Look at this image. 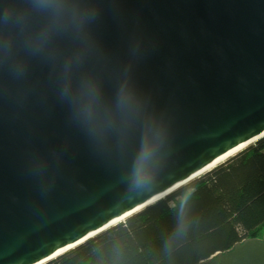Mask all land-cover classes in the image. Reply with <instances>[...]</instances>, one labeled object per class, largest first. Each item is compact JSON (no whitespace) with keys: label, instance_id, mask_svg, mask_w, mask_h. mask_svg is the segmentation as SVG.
Listing matches in <instances>:
<instances>
[{"label":"water","instance_id":"water-1","mask_svg":"<svg viewBox=\"0 0 264 264\" xmlns=\"http://www.w3.org/2000/svg\"><path fill=\"white\" fill-rule=\"evenodd\" d=\"M66 2L0 0V264H48L264 134V0ZM207 264H264V241Z\"/></svg>","mask_w":264,"mask_h":264},{"label":"trees","instance_id":"trees-1","mask_svg":"<svg viewBox=\"0 0 264 264\" xmlns=\"http://www.w3.org/2000/svg\"><path fill=\"white\" fill-rule=\"evenodd\" d=\"M264 238V139L48 264H207Z\"/></svg>","mask_w":264,"mask_h":264},{"label":"clouds","instance_id":"clouds-1","mask_svg":"<svg viewBox=\"0 0 264 264\" xmlns=\"http://www.w3.org/2000/svg\"><path fill=\"white\" fill-rule=\"evenodd\" d=\"M33 6L39 10L50 13L55 18H67L69 22H72L74 12L72 6L69 5L66 0H33ZM7 21V17H5ZM82 110L84 114L91 117L100 104V97L98 90L91 84L85 82L82 86ZM116 104L121 109H127L132 104V96L125 89H121L118 94ZM150 152L144 149L138 158L134 179L137 184L146 182L149 179V174L145 167V161L147 160Z\"/></svg>","mask_w":264,"mask_h":264},{"label":"bare ground","instance_id":"bare-ground-1","mask_svg":"<svg viewBox=\"0 0 264 264\" xmlns=\"http://www.w3.org/2000/svg\"><path fill=\"white\" fill-rule=\"evenodd\" d=\"M263 137H264V134L261 135L259 138L255 139V140L253 141V144H255V142H257L258 140H260V139L263 138ZM251 146H252V144H251ZM215 166H216V165H215ZM213 167H214V166H213ZM213 167H210L207 171H201V172H199L200 175H196V174L193 175L192 177H190L189 179H187V180L184 181L183 183H181V184H179L178 186H176V187L170 189L169 191H167V192H166L164 195H162L158 200L163 199V198H165L166 196H168V195H170V194L176 192V191H177L178 189H180L181 187H183V186L189 184L190 182L196 180L197 178H199V177H201L202 175H204L205 173H207V172H208L209 170H211ZM158 200H157V201H158ZM155 202H156V201H154V202L151 203V204H154ZM149 205H150V204H149ZM125 221H126V219H121V220L115 222L114 224H112L110 227H113V226H116V225L122 224V222H125ZM91 237H93V235L87 237L86 239H89V238H91ZM63 253H64V252H60V253L57 254L56 256L51 257L49 261L55 259L56 257L60 256V255L63 254ZM47 262H48V261H47Z\"/></svg>","mask_w":264,"mask_h":264},{"label":"snow or ice","instance_id":"snow-or-ice-1","mask_svg":"<svg viewBox=\"0 0 264 264\" xmlns=\"http://www.w3.org/2000/svg\"><path fill=\"white\" fill-rule=\"evenodd\" d=\"M244 145H241L240 147H243ZM232 153L231 152H229V153H227V155H231ZM224 159H226V156H221L220 158H219V160H217V161H215L214 162V164L215 163H219L221 160H224ZM214 164L213 165H209V168L210 167H213L214 166ZM208 169H202V171H207ZM196 175H200V173H197ZM67 249H62L61 251H66Z\"/></svg>","mask_w":264,"mask_h":264},{"label":"flooded vegetation","instance_id":"flooded-vegetation-1","mask_svg":"<svg viewBox=\"0 0 264 264\" xmlns=\"http://www.w3.org/2000/svg\"><path fill=\"white\" fill-rule=\"evenodd\" d=\"M261 241H264V239H261Z\"/></svg>","mask_w":264,"mask_h":264}]
</instances>
